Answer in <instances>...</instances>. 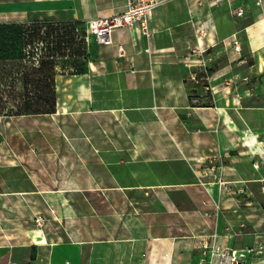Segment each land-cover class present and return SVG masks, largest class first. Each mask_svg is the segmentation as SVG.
Wrapping results in <instances>:
<instances>
[{
	"label": "crops",
	"instance_id": "1",
	"mask_svg": "<svg viewBox=\"0 0 264 264\" xmlns=\"http://www.w3.org/2000/svg\"><path fill=\"white\" fill-rule=\"evenodd\" d=\"M153 1L149 37L89 38L53 114H0V264H264V0ZM126 4L0 0V23Z\"/></svg>",
	"mask_w": 264,
	"mask_h": 264
},
{
	"label": "trees",
	"instance_id": "2",
	"mask_svg": "<svg viewBox=\"0 0 264 264\" xmlns=\"http://www.w3.org/2000/svg\"><path fill=\"white\" fill-rule=\"evenodd\" d=\"M34 44L42 46L23 54L27 46ZM26 59L36 61V66L25 67L22 62ZM87 62L85 24L80 21L0 23V96L19 100V104L13 106L14 114L2 108L0 114H53L55 77L81 75L87 70ZM15 74L20 76L19 89L12 80Z\"/></svg>",
	"mask_w": 264,
	"mask_h": 264
},
{
	"label": "built area",
	"instance_id": "3",
	"mask_svg": "<svg viewBox=\"0 0 264 264\" xmlns=\"http://www.w3.org/2000/svg\"><path fill=\"white\" fill-rule=\"evenodd\" d=\"M153 0H127L126 10L122 13L111 15L108 17H98L88 21L85 27V40L88 42L89 38H93L94 41L100 46H110L112 44V34L118 30H131L138 33L142 37H149V20L150 12L155 6ZM258 5L260 2L257 3ZM243 15L242 10L235 12L236 17ZM233 49L235 51L240 50V44L237 40H233ZM148 51V50H145ZM199 51V50H198ZM200 54L202 51H199ZM210 58H203L201 60H191L189 56L185 58V64L188 66L205 67L206 63L210 62ZM196 79V74H192V80ZM246 80V79H244ZM198 103V101H193ZM35 225L38 228H42L44 225V219L36 217L34 219ZM207 248V245L203 246ZM210 247V246H208ZM216 257L217 264H234V258L231 253L226 251L219 252V250L210 247L207 254V263L213 264L212 259ZM65 264H70L65 262Z\"/></svg>",
	"mask_w": 264,
	"mask_h": 264
},
{
	"label": "rangeland",
	"instance_id": "4",
	"mask_svg": "<svg viewBox=\"0 0 264 264\" xmlns=\"http://www.w3.org/2000/svg\"><path fill=\"white\" fill-rule=\"evenodd\" d=\"M41 46H42L41 44H38V45L37 44H34L31 47L30 46H27L23 50V54H27L28 52H31L33 47L34 48L35 47L40 48ZM22 63L28 69H30L33 66H36V61H33L32 59H26V61L25 62H22ZM33 63H34V65H33ZM12 80H13L14 84L17 86V88L19 89L20 88V84H21V82L19 81L20 80V76L15 74L14 76H12ZM7 81L10 82L11 79H8ZM0 101H2V102H0V108H2L1 110L9 109L12 114H14V112H15V108H13V106L19 104V100L13 101L12 99H10L8 97H1L0 96ZM1 103H3L4 105H2ZM260 155H261V156H259L260 157V161L262 162L260 164L262 165V167H264V148L261 149ZM117 217H119V216H117ZM2 232H6V231L3 230ZM0 233H1V231H0Z\"/></svg>",
	"mask_w": 264,
	"mask_h": 264
}]
</instances>
